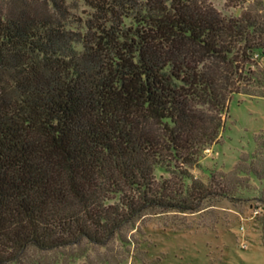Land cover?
Returning a JSON list of instances; mask_svg holds the SVG:
<instances>
[{"label":"trees","instance_id":"1","mask_svg":"<svg viewBox=\"0 0 264 264\" xmlns=\"http://www.w3.org/2000/svg\"><path fill=\"white\" fill-rule=\"evenodd\" d=\"M82 1L75 23L66 0H0V264L105 246L149 210L232 198L230 184L190 170L234 95L264 97V71L252 69L264 57L259 11Z\"/></svg>","mask_w":264,"mask_h":264},{"label":"rangeland","instance_id":"2","mask_svg":"<svg viewBox=\"0 0 264 264\" xmlns=\"http://www.w3.org/2000/svg\"><path fill=\"white\" fill-rule=\"evenodd\" d=\"M66 2L75 23L87 16L82 0ZM209 3L224 16L246 10L264 16V0ZM252 69L263 72L264 57ZM224 122L218 142L205 150L201 166L190 171L204 183L214 175L217 182L230 184L232 198H210L197 212L149 210L105 246L85 240L55 251L30 249L12 264H264V97L234 95ZM237 170L248 174L236 177ZM161 175L169 176L157 170Z\"/></svg>","mask_w":264,"mask_h":264}]
</instances>
